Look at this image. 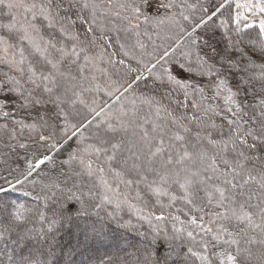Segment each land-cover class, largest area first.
Wrapping results in <instances>:
<instances>
[{"label": "snow or ice", "instance_id": "snow-or-ice-1", "mask_svg": "<svg viewBox=\"0 0 264 264\" xmlns=\"http://www.w3.org/2000/svg\"><path fill=\"white\" fill-rule=\"evenodd\" d=\"M0 264H264V0H0Z\"/></svg>", "mask_w": 264, "mask_h": 264}, {"label": "trees", "instance_id": "trees-1", "mask_svg": "<svg viewBox=\"0 0 264 264\" xmlns=\"http://www.w3.org/2000/svg\"><path fill=\"white\" fill-rule=\"evenodd\" d=\"M123 248H126L123 239H118L117 243L112 245H101L95 251V253L90 254L94 258L105 257L106 255H123ZM77 260L82 259V257L77 256Z\"/></svg>", "mask_w": 264, "mask_h": 264}]
</instances>
